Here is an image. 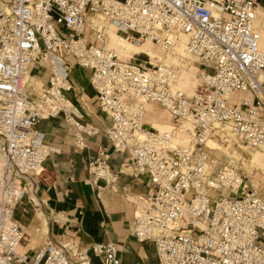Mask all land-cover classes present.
<instances>
[{"label":"built area","instance_id":"built-area-1","mask_svg":"<svg viewBox=\"0 0 264 264\" xmlns=\"http://www.w3.org/2000/svg\"><path fill=\"white\" fill-rule=\"evenodd\" d=\"M258 8L256 0H0V264H121L110 240L79 247L47 234L34 253L18 249L24 230L14 205L35 191L49 152L38 120L62 114L79 130H99L79 121L66 95L73 64L90 70L97 104L111 117L104 131L115 151L128 153L113 171L100 149L87 180L98 193L99 178L148 175L153 191L134 197L132 233L153 243L155 264H264L262 184L241 158L206 143L264 145ZM110 30L165 54L183 42L190 58L121 57ZM35 63L49 70L36 94L22 82ZM192 63L198 82L189 93L178 79ZM235 92L250 98L236 101ZM147 104L169 114L166 129L145 120Z\"/></svg>","mask_w":264,"mask_h":264},{"label":"crops","instance_id":"crops-1","mask_svg":"<svg viewBox=\"0 0 264 264\" xmlns=\"http://www.w3.org/2000/svg\"><path fill=\"white\" fill-rule=\"evenodd\" d=\"M256 1L261 7L260 14L264 10V0ZM111 34L115 35L114 32ZM126 49L149 54L146 50ZM28 76L25 83L30 85V92L36 94L48 83L49 70L35 63ZM68 77L72 87L66 95L82 114L79 121L95 125L99 130H79L62 114L42 117L36 123L49 152L36 179L35 191L30 193L29 190L14 205L13 214L24 230L22 250L34 253L47 234L59 241L74 240L79 247H86L93 241L110 240L117 244L121 264H155L153 243L139 242L132 233L134 197L153 191L148 175L135 176L125 170L119 171L109 183L99 178L97 183L103 187L97 193V188L87 180L90 176L88 161L104 148L110 154L109 164L115 171L128 160V153L115 151L104 131V127L111 123V117L97 104L96 93L89 82L90 70L73 64ZM234 96L238 101L245 95L237 92ZM154 117L155 114L148 110L146 120L152 124Z\"/></svg>","mask_w":264,"mask_h":264},{"label":"rangeland","instance_id":"rangeland-1","mask_svg":"<svg viewBox=\"0 0 264 264\" xmlns=\"http://www.w3.org/2000/svg\"><path fill=\"white\" fill-rule=\"evenodd\" d=\"M257 20L260 23V26H261L260 29L264 28V11H262V12H260V14H258ZM111 32H114V31L113 30L109 31L110 40L108 41V44H110V46L117 49L119 51V53L122 55L121 57L125 58V57H128L131 54H133L134 56H138L139 58H143V59L144 58L145 59L150 58L151 59V57L149 55H146L147 53H145L143 51H141V52L129 51L126 49V47H122V45L118 42L119 40L120 41L122 40V39H120L121 36L119 37L115 32H114V34L116 36L112 35V34L110 35ZM262 35L264 36V34L261 33V36ZM121 38H123V37H121ZM111 39H116V41H113ZM261 40H262V38H261ZM134 44L136 46H140V45H142L144 47L147 46V50L148 49L150 50V48L148 47V43H143V44L134 43ZM125 45H127V42L125 43ZM262 47H264V46H262ZM152 49L154 50L152 52H155V47ZM150 52L151 51H149V54H152ZM159 52L162 56L161 60H164L163 58L166 56V54L161 52L160 50H159ZM179 56H183V54L179 55V53H176V52H172V53L169 52L167 57L171 61H177ZM184 56L188 57L189 55L186 54ZM192 66H196V65L194 63H192ZM191 71L195 72V67L192 68ZM194 72L193 73L191 72L188 74H183L179 78V84L182 86V88H184L189 93L194 90V88L198 82V79L196 78ZM26 77H29V76H26ZM29 86L30 85L28 83L24 84L25 89L27 88L26 90H28V91H30ZM240 94L245 95L247 97V95L244 94L243 92H240ZM148 110L152 111L155 114V117L152 118V125H154L158 129H166L168 127L169 114L164 109L157 108L153 105L151 106V105L147 104L146 105V112ZM187 140H188V138H184V137L180 136L179 142L185 143ZM229 145L220 144V147H217V150L220 149L221 151L226 153V155H228L229 157L236 159L239 157V153H238V156L235 153L229 155V154H227V152H226L227 149H225V148L229 147L228 150L231 151L232 149H234V146L237 147L238 150H240L242 152V155H243V156L241 155V157H243V159L241 157L240 158H241V165H242L244 172L247 173V175L253 180V182L255 184L256 183L262 184V193L264 194V150H259L260 147L251 148V147H246L243 145L242 146H237L236 144L233 145L232 143ZM252 154L257 155L259 160H260V162H258L257 165H253V164H252V166L250 165L251 164L250 158H251ZM215 155H217V153L215 151L210 152V156H215ZM25 242H27V240ZM23 246L24 245H22L20 248L23 249Z\"/></svg>","mask_w":264,"mask_h":264},{"label":"bare ground","instance_id":"bare-ground-1","mask_svg":"<svg viewBox=\"0 0 264 264\" xmlns=\"http://www.w3.org/2000/svg\"><path fill=\"white\" fill-rule=\"evenodd\" d=\"M261 7H259L258 8V12H259V9H260ZM264 11V10H263ZM257 19H258V17H257ZM264 28H262L261 29V33L262 34H264L263 32H264V30H263ZM111 34V33H110ZM118 35V34H117ZM119 37L121 36V35H118ZM121 37H123V36H121ZM120 37V39H122L121 40V44L122 45H125V43L127 42V45H125L126 47H128L129 49H138V50H146L148 53H149V49L147 50V46H143V47H136L134 44H132L131 42H133V41H130V40H128V39H125L124 37V39L123 38H121ZM262 40H261V45L262 46H264V36L262 35ZM110 40V36L108 37V41ZM133 43H137V44H143V43H148L149 44V47L151 48H154L155 47V52H150V53H152V54H148L150 57H151V59H152V61H156L157 59H162V56H161V54H160V52H159V50H158V47L157 46H155V44L153 43V42H151L150 40H146V41H142V42H133ZM110 45V44H109ZM151 48V50L152 51H154L153 49ZM117 50V49H116ZM117 52L119 53V51L117 50ZM174 52H176V53H179V55L180 54H183V56L184 55H186L187 54V52L185 51V49H184V45H183V42H180V43H178L176 46H175V48H174ZM169 53V52H168ZM168 53H166V56L163 58L164 60L163 61H166V62H176V61H171V60H169L168 59ZM119 55L120 56H122L120 53H119ZM185 57V56H184ZM187 58H190L189 56L187 57ZM195 66H192V64H191V68H190V70H184V71H182L181 72V74H180V76L181 75H183V74H188V73H193L194 71H191V69L192 68H194ZM29 75V73H25V74H23V76H22V82H23V84H26L25 83V79L27 78L26 76H28ZM180 76H179V78H180ZM178 85L179 86H181L180 84H179V79H178ZM182 87V86H181ZM27 89V88H26ZM235 93H237V92H235ZM235 93H233L232 95H233V97H235L234 96V94ZM247 95V97L248 98H250V96L248 95V94H246ZM237 101V100H236ZM150 105V104H149ZM152 106V105H151ZM146 116H147V112H146ZM146 116H145V120H146ZM160 130H163V129H160ZM178 141H180V136L178 137V139H177ZM206 143H207V145H209L210 147H212V148H217V147H220V144L218 143V142H216L215 140H213V139H211V138H209V139H207V141H206ZM237 145V144H236ZM230 146V145H229ZM237 146H242V145H237ZM244 146V145H243ZM225 149H229V147H226ZM226 150V152H227V154H236L237 156H238V153H239V157L238 158H240L241 157V155H242V152L240 151V150H238V148L237 147H235L234 146V149H232L231 151H227ZM259 150H264V145L263 146H261L260 147V149ZM232 156V155H231ZM243 156V155H242ZM242 159H243V157H241ZM237 159V158H236ZM258 162H260V160H259V158H258V156L257 155H255V154H252V156H251V158H250V165L252 166V164L253 165H257L258 164ZM252 180V179H251ZM253 181V180H252ZM254 183V182H253ZM255 184V183H254ZM260 184V183H259ZM23 238H24V234H23V237H22V240H23ZM22 240H21V242H20V244H19V246H18V249L19 250H22L20 247H21V245H22Z\"/></svg>","mask_w":264,"mask_h":264}]
</instances>
